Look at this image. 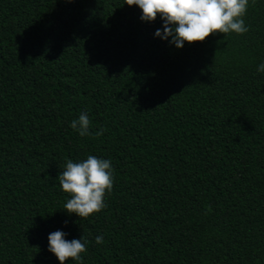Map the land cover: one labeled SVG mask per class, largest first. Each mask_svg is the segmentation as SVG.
<instances>
[{"label": "trees", "instance_id": "1", "mask_svg": "<svg viewBox=\"0 0 264 264\" xmlns=\"http://www.w3.org/2000/svg\"><path fill=\"white\" fill-rule=\"evenodd\" d=\"M123 2L0 0V264H59L57 229L81 264H264V0L180 48ZM89 154L113 184L80 218L56 177Z\"/></svg>", "mask_w": 264, "mask_h": 264}, {"label": "clouds", "instance_id": "2", "mask_svg": "<svg viewBox=\"0 0 264 264\" xmlns=\"http://www.w3.org/2000/svg\"><path fill=\"white\" fill-rule=\"evenodd\" d=\"M123 3L135 5L140 10L142 22H152L159 17L161 27L155 29L154 38L166 40L176 48L185 42L203 41L217 30L237 35L248 31L243 16L249 0H124ZM256 72L264 73V59L257 64ZM89 123L86 113L81 112L69 122V126L79 136H87L90 134ZM101 133L102 129L96 135ZM56 179L59 190L68 194L61 209L85 218L105 207V194L112 190L113 168L110 159L89 154L76 162L66 160ZM66 236L68 233L60 229L48 233L47 251L59 264H65L66 258L81 264L80 253L85 251L88 241L82 237L69 240ZM102 242L103 237L97 235L95 243Z\"/></svg>", "mask_w": 264, "mask_h": 264}]
</instances>
